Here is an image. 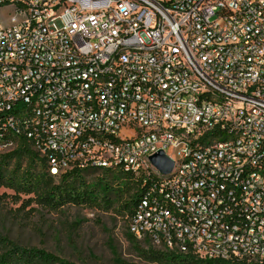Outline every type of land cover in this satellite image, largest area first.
I'll list each match as a JSON object with an SVG mask.
<instances>
[{"label":"built area","instance_id":"1","mask_svg":"<svg viewBox=\"0 0 264 264\" xmlns=\"http://www.w3.org/2000/svg\"><path fill=\"white\" fill-rule=\"evenodd\" d=\"M5 6L16 13L0 23V152L19 135L56 177L145 175L137 239L264 264V0ZM160 150L170 174L150 161Z\"/></svg>","mask_w":264,"mask_h":264},{"label":"rangeland","instance_id":"2","mask_svg":"<svg viewBox=\"0 0 264 264\" xmlns=\"http://www.w3.org/2000/svg\"><path fill=\"white\" fill-rule=\"evenodd\" d=\"M15 13L12 6L1 7L0 23L11 25ZM14 162L9 165L10 169ZM26 162L24 159V167ZM123 175L120 170L84 171L74 179L76 186L92 190L100 204H65L57 209L43 206L33 195L1 186L0 235L77 264H176L169 259V249L155 245L149 238L137 239L130 233L126 204L134 189L131 190L133 182H127ZM55 180L59 183V179ZM105 194L110 197V203L102 198ZM2 252L0 246V255ZM198 263L221 264L208 260Z\"/></svg>","mask_w":264,"mask_h":264},{"label":"trees","instance_id":"3","mask_svg":"<svg viewBox=\"0 0 264 264\" xmlns=\"http://www.w3.org/2000/svg\"><path fill=\"white\" fill-rule=\"evenodd\" d=\"M13 140L17 144L14 149L0 152V187L7 186L19 193L33 195V198L39 200L40 204L52 209H57L65 204H100L97 203L98 199L92 190L81 189L76 186L74 181L76 177L88 170L79 171L76 169L56 177L49 173L47 160L32 148L28 138L16 135ZM24 159H27L25 167L23 166ZM13 160H15L14 167L10 169L9 165ZM105 170L118 169L108 168ZM120 172L124 173L123 176L127 182H133L131 190L134 189V193L126 204L131 218L134 207L144 190L145 175H134L122 170ZM56 178L59 179V183H56ZM105 191L106 193L109 191V186L105 188ZM102 198L110 203V197L107 194ZM0 246L3 249L0 255V264H77L45 249L22 246L7 237H1V235ZM170 252L169 259L176 264H199L198 262L205 260L192 253H178L172 250ZM208 261L231 264L230 261L219 259Z\"/></svg>","mask_w":264,"mask_h":264},{"label":"water","instance_id":"4","mask_svg":"<svg viewBox=\"0 0 264 264\" xmlns=\"http://www.w3.org/2000/svg\"><path fill=\"white\" fill-rule=\"evenodd\" d=\"M150 161L162 174L165 175L170 174L175 166L174 160L168 156L164 150H160L150 156Z\"/></svg>","mask_w":264,"mask_h":264}]
</instances>
